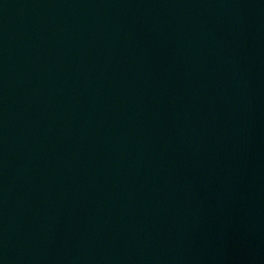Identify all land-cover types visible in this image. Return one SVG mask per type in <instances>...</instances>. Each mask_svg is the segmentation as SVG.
I'll return each instance as SVG.
<instances>
[{"label": "water", "instance_id": "obj_1", "mask_svg": "<svg viewBox=\"0 0 264 264\" xmlns=\"http://www.w3.org/2000/svg\"><path fill=\"white\" fill-rule=\"evenodd\" d=\"M0 264H264V0H0Z\"/></svg>", "mask_w": 264, "mask_h": 264}]
</instances>
